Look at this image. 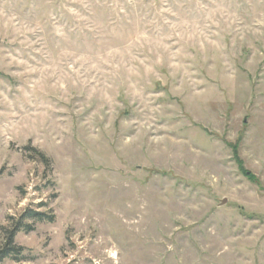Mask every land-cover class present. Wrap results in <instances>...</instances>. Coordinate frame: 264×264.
Returning a JSON list of instances; mask_svg holds the SVG:
<instances>
[{"label":"rangeland","instance_id":"374dc122","mask_svg":"<svg viewBox=\"0 0 264 264\" xmlns=\"http://www.w3.org/2000/svg\"><path fill=\"white\" fill-rule=\"evenodd\" d=\"M0 172V264H264V0H0Z\"/></svg>","mask_w":264,"mask_h":264},{"label":"trees","instance_id":"16d2710c","mask_svg":"<svg viewBox=\"0 0 264 264\" xmlns=\"http://www.w3.org/2000/svg\"><path fill=\"white\" fill-rule=\"evenodd\" d=\"M228 146L232 149L234 159H235L236 163L238 164L240 171L245 176L251 177L252 175L247 170L244 169V163H243V160L241 158L240 150H239L240 149V140L235 142V143H228ZM39 155H40L39 160L46 167H50V165H51L50 159L47 158L42 153H40ZM0 175H1V172H0ZM46 218L49 219L50 217L43 212H32L30 210L25 211L20 218V226L15 227V229L13 231L9 232L5 245L0 249V262L3 259L10 258V257H16V256L21 254L20 248L15 245L14 240H15L16 231H19L20 229L30 228V226L24 222L25 220L33 219V220H37V221H45Z\"/></svg>","mask_w":264,"mask_h":264},{"label":"water","instance_id":"95a60500","mask_svg":"<svg viewBox=\"0 0 264 264\" xmlns=\"http://www.w3.org/2000/svg\"><path fill=\"white\" fill-rule=\"evenodd\" d=\"M227 202V200L226 199H223L222 201H221V204L223 205V204H225Z\"/></svg>","mask_w":264,"mask_h":264}]
</instances>
